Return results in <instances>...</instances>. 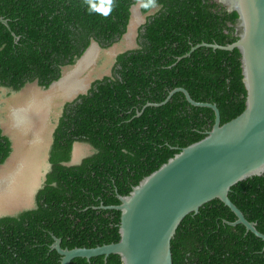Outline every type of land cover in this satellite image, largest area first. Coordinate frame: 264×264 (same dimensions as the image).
<instances>
[{
	"label": "trees",
	"instance_id": "16d2710c",
	"mask_svg": "<svg viewBox=\"0 0 264 264\" xmlns=\"http://www.w3.org/2000/svg\"><path fill=\"white\" fill-rule=\"evenodd\" d=\"M159 11L140 28L138 48L118 55L111 76L65 104L50 151L52 170L37 207L0 219V264H61L52 248H96L121 240L120 196L157 171L182 149L204 139L215 125L211 108L191 105L184 93L216 104L221 124L246 109L241 53L201 46L239 40L238 14L217 0H111L107 15L86 0H0V86L22 90L38 82L49 88L97 41L114 45L127 32L131 8ZM99 6V0H97ZM139 113H142L138 116ZM98 153L67 166L74 145ZM13 153L0 127V167ZM110 189L112 193L110 194ZM231 201L264 234V176L233 186ZM220 200L188 215L172 241L174 264H264V240L248 232ZM45 231V232H44ZM71 264H123L119 255Z\"/></svg>",
	"mask_w": 264,
	"mask_h": 264
},
{
	"label": "water",
	"instance_id": "95a60500",
	"mask_svg": "<svg viewBox=\"0 0 264 264\" xmlns=\"http://www.w3.org/2000/svg\"><path fill=\"white\" fill-rule=\"evenodd\" d=\"M217 2L229 13L238 14L236 31L239 40L227 46L204 43L192 48V51L201 46L240 51L243 82L247 90L246 109L238 117L222 125L221 113L216 104L197 102L184 88L173 90L161 104H149L164 105L176 93L182 92L191 105L211 108L216 116L215 125L204 139L182 149L157 171L144 178L133 188L130 195H119L120 205L103 206L104 209L121 212V240L118 243L70 250L63 249L61 240L56 239L52 248L62 256L61 264H71L76 258L91 260L99 256L108 258L110 255H119L123 264H174L172 241L179 226L188 215L199 213L204 205L214 200H220L235 213L237 221L230 223L232 226L243 225L248 232L264 240V234L257 229L256 223L248 221L229 197L233 186L254 177L264 176V0ZM135 11L139 12L136 5L132 8V14ZM0 22L10 26L9 21L4 18H0ZM131 27L132 22L130 32ZM93 47H97V43H93ZM91 48L75 64L64 67L62 77L58 81L43 89L54 90L60 87L68 69L75 68ZM107 76H111V73ZM35 85L37 86L38 82ZM81 91L73 94L72 99L65 102L63 107L66 103L76 100ZM79 146L78 142L74 145L72 158L75 161H79ZM13 149L15 150V146ZM14 152L16 153V150ZM14 152L6 164L14 158ZM74 163L76 162H71ZM40 164L39 157L35 163L37 169L34 170V176L38 174V168L43 167ZM4 167H1V171ZM47 170L48 167L44 172ZM43 178L45 179V175L41 183L38 181L35 185L34 197L44 184ZM8 195L10 197L17 194L13 191ZM4 197L5 195L1 197V203H5ZM23 211L25 210L0 215V219L19 215Z\"/></svg>",
	"mask_w": 264,
	"mask_h": 264
},
{
	"label": "rangeland",
	"instance_id": "374dc122",
	"mask_svg": "<svg viewBox=\"0 0 264 264\" xmlns=\"http://www.w3.org/2000/svg\"><path fill=\"white\" fill-rule=\"evenodd\" d=\"M136 7L139 11L138 20H134L131 34L126 36L129 38L126 39L125 37L111 49L98 50L94 65L87 69L81 77L79 75L78 79L87 81L109 75L116 57L137 47V32L148 15L142 12L141 4H137ZM155 11L156 9L152 10L150 14ZM73 69L74 67H70L68 73L73 71ZM72 95L65 94L60 87L54 90H45L35 84H29L16 93H8L6 89L0 87V121L6 133L13 138L17 153L14 152L13 160L11 159L4 169L0 171V193H6H3V195L5 194V203L0 201V215H7L33 207L35 185H37L38 181L41 183L42 177L46 174L44 169L48 165V154L53 130L59 115L62 113L64 103L72 99ZM22 108L29 112L32 120L28 119L25 122H19L15 112ZM86 148L83 145L78 147V160L81 159L83 156L82 152ZM39 157L40 166L43 165V167L38 168V174L34 176L36 173L34 170L37 169L35 163ZM13 191L17 195L9 197L8 193ZM0 199L2 198L0 197Z\"/></svg>",
	"mask_w": 264,
	"mask_h": 264
},
{
	"label": "flooded vegetation",
	"instance_id": "af4514ba",
	"mask_svg": "<svg viewBox=\"0 0 264 264\" xmlns=\"http://www.w3.org/2000/svg\"><path fill=\"white\" fill-rule=\"evenodd\" d=\"M138 4H141L142 6H143V2L142 1H140ZM137 5V4H136ZM135 6V5H134ZM133 8V7H132ZM132 8H131V19H130V23H129V26H128V30H127V32H126V34L120 39V40H118V42H116L114 45H117L119 42H121L126 36H127V34H129L130 33V31H129V28H130V24H131V22L133 23L134 22V20H136L134 17L135 16H133L134 14H132ZM154 9H156V11L154 12V13H152V14H150L151 13V11L152 10H154ZM141 10H142V7H141ZM151 11H149L148 13H144V14H146V15H148L146 18H145V21L143 22V24L141 25V27L142 26H144L147 22H148V19H149V17L150 16H153V15H155L158 11H159V7H154L153 9H152ZM134 18V19H133ZM138 18V17H137ZM140 27V28H141ZM140 28H139V30H138V32H137V37H136V44H137V47L135 48V49H137L138 48V36H139V31H140ZM93 43H97V49L98 50H102V49H106V50H108V49H111L114 45H112V46H110V47H107V48H104V47H102L97 41H95V40H93L92 41V43H91V45L88 47V49L89 48H91V47H93ZM87 49V50H88ZM93 49V48H92ZM86 50V51H87ZM132 50H134V49H132ZM85 51V52H86ZM91 51V50H90ZM128 51H130V50H128ZM127 52V51H126ZM84 55V54H83ZM118 57V56H117ZM117 57H116V59H117ZM116 64V60H115V62H114V65ZM92 65H94V63L93 64H91V65H89L88 66V68H86V70L87 69H89ZM114 65H113V67H114ZM113 67H112V70H113ZM85 69L82 71L83 73L86 71ZM112 70H111V73H112ZM63 73V72H62ZM81 75V74H80ZM106 77V76H105ZM105 77H102V78H96V79H94V80H87V81H83V80H85V79H83V80H80V79H77L78 81H79V84H80V82H84L85 84H86V87H85V89L84 90H82L81 91V94L80 95H86V94H88L89 93V91L93 88V86H94V84L97 82V81H100V80H103ZM36 83V82H35ZM35 83H31V84H35ZM27 85H29V84H27ZM26 85V86H27ZM25 86V87H26ZM38 87H40V88H44V87H41L39 84L37 85ZM1 87V86H0ZM24 87V88H25ZM2 88H5L7 91H8V93H12V91H13V89L12 88H7V87H2ZM23 88V89H24ZM22 89V90H23ZM15 91V90H14ZM21 91V90H20ZM20 91H17V92H20ZM79 95V96H80ZM63 109H64V107H63ZM63 109H62V113H63ZM62 113H61V115H59V117H58V120H57V123H56V126H55V129L53 130V133H52V141H51V144H50V150H49V157H48V162H47V167H48V170L46 171V174H45V179H44V184H45V182H46V179H47V175H48V173H50L51 172V170H52V164L50 163V151H51V148H52V145H53V141H54V132H55V130H56V128H57V126H58V123H59V120H60V117L62 116ZM0 127H1V129L3 130V133H4V135H6V136H8L10 139H11V141H12V144H13V147L15 146V142H14V140H13V138L9 135V134H7L6 133V131L4 130V128H3V125H2V123H1V121H0ZM48 129V128H47ZM78 143H80V145L82 146L83 145V147H87L86 148V150L84 151V152H82V154H83V156L81 157V159L79 160V161H75L74 160V158H71V161L69 162V163H64V165H67V166H76V165H81L86 159H88V158H91V157H93L94 155H96L97 153H98V151H97V149L96 148H94L91 144H89V143H86V142H78ZM18 146V145H17ZM15 150L13 149V152H14ZM72 161H74V162H76V163H74V164H71V162ZM7 164H6V162L2 165L3 167L4 166H6ZM1 166V167H2ZM1 167H0V171H1ZM44 184H43V186H44ZM43 186L40 188V189H42L43 188ZM112 191V189H110V194L112 193L111 192ZM39 192V191H38ZM38 192H37V194H38ZM37 194L35 195V198H34V207H33V209H35L36 207H37V200H36V197H37ZM27 210H32V209H27ZM27 210H25V211H27ZM45 232V231H44Z\"/></svg>",
	"mask_w": 264,
	"mask_h": 264
},
{
	"label": "bare ground",
	"instance_id": "6f19581e",
	"mask_svg": "<svg viewBox=\"0 0 264 264\" xmlns=\"http://www.w3.org/2000/svg\"><path fill=\"white\" fill-rule=\"evenodd\" d=\"M134 16H135L134 18L136 20H138V18H137L138 12L137 11L134 12ZM133 23H132V25H133ZM130 34H131V32H130ZM127 38H129V37H126V39ZM92 48L90 49L91 51L88 52L87 56L83 60H81L80 63L73 69V71L66 74V78L60 84L61 91L64 92L65 94L70 96V95L75 94L76 92H78L80 90L85 89L86 84L84 82H80V84H79V81L77 79H78L80 74L81 75L84 74L82 71L84 69L86 70V68H88L89 65L93 64L95 61V58H97L96 55H97L98 49L96 47H92ZM81 75H80V77H81ZM84 81H86V80H84ZM63 96H65V95H63ZM15 113H16V116H17V119L19 120V122H21V121L25 122L28 119L32 120V118L29 116L30 115L29 112L25 108L17 110ZM3 181H2V183H3ZM3 193H5V192H3ZM3 193L2 192L0 193V197L3 196Z\"/></svg>",
	"mask_w": 264,
	"mask_h": 264
},
{
	"label": "clouds",
	"instance_id": "9594fccd",
	"mask_svg": "<svg viewBox=\"0 0 264 264\" xmlns=\"http://www.w3.org/2000/svg\"><path fill=\"white\" fill-rule=\"evenodd\" d=\"M86 2L91 6L92 9L99 11L105 15L109 12V6L111 5V0H99V6L97 0H86Z\"/></svg>",
	"mask_w": 264,
	"mask_h": 264
}]
</instances>
